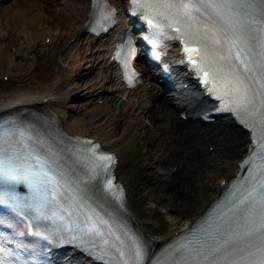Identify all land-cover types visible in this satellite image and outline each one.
<instances>
[{
    "label": "bare ground",
    "instance_id": "1",
    "mask_svg": "<svg viewBox=\"0 0 264 264\" xmlns=\"http://www.w3.org/2000/svg\"><path fill=\"white\" fill-rule=\"evenodd\" d=\"M88 13V0L0 4V75L17 83L10 93H0V114L20 105V110L52 111L67 131L89 135L117 153L116 173L135 222L150 241L161 244L202 214L220 194L222 182H233L248 134L232 123L224 128L233 131L220 124L191 129L157 82L123 90L104 54L107 49L84 30ZM83 71L89 79L73 87V81L86 78ZM110 83L114 87L105 88ZM79 90L94 106L87 111L91 121L85 128L79 127L81 120L66 122L71 109L66 102ZM154 98L159 103L149 109L147 128L142 112ZM96 99L120 111L100 110ZM197 107L194 102L182 111L194 115Z\"/></svg>",
    "mask_w": 264,
    "mask_h": 264
},
{
    "label": "snow or ice",
    "instance_id": "2",
    "mask_svg": "<svg viewBox=\"0 0 264 264\" xmlns=\"http://www.w3.org/2000/svg\"><path fill=\"white\" fill-rule=\"evenodd\" d=\"M132 4L154 30L151 42L157 43V37L163 36L166 28L179 34L174 38L184 42V51L202 73L205 85H210L208 90L216 94L226 110L243 118L260 150L245 162L253 166V171L249 172L251 187L235 204L243 214V224L219 240L210 237L204 241L196 235L178 244L173 255L179 253L180 258L174 264H264V0H132ZM192 53L199 61L192 58ZM129 55H134V49ZM124 66L125 77L131 85L126 60ZM131 76H135V72ZM253 84L258 85L257 91H253ZM13 135L0 131V202L12 203L18 217L27 214L31 221H50L54 227L45 229V239L58 236L64 242L85 247L86 251L96 249L97 258L104 264H143L144 249L137 240L128 237L131 245L126 244L116 234L114 225L90 207L81 213L74 211L75 204L66 206L70 184L59 171L57 162L37 153L26 143H6V138ZM19 135L24 137L25 133L21 131ZM92 159L95 168L100 169L107 168L113 161L110 155L96 156L95 153ZM21 182L32 191L28 203L7 190ZM112 188L109 180L106 191L115 195ZM73 199L81 198L76 195ZM0 224H3L2 219ZM35 235L42 233L37 231ZM108 237L112 238L111 243ZM253 238L259 239V246L240 259L216 258L240 252L242 242L245 248L250 247L247 242ZM2 242L0 235V244ZM17 247L24 245L17 244ZM5 255L12 253L0 246V264H6Z\"/></svg>",
    "mask_w": 264,
    "mask_h": 264
},
{
    "label": "rangeland",
    "instance_id": "3",
    "mask_svg": "<svg viewBox=\"0 0 264 264\" xmlns=\"http://www.w3.org/2000/svg\"><path fill=\"white\" fill-rule=\"evenodd\" d=\"M13 0L9 1L12 2ZM17 1V0H15ZM7 2V3H9ZM99 44H102V42H97V45L99 46ZM84 72V71H83ZM84 77L86 78H82L80 82H78V79L76 81H73V87H76V85H83L84 84V79H89V77L87 76L86 72L83 73ZM86 75V76H85ZM5 78V77H4ZM3 78V79H4ZM2 79V75H0V93H10L14 87L17 85V83L13 82V81H9V82H5V80ZM108 87H111L110 84ZM87 91V90H86ZM79 91H76L75 94L68 99L67 103H66V107L67 108H71V110H67V114H66V121L67 123H75L76 121H80L79 125L82 123L84 125L81 124V126H79L80 128H85V124L88 125V123L91 121V116L87 114V111H89L91 108H93V104H91L89 98L87 97H82V94H79ZM82 92H85V90H82ZM79 95V96H78ZM76 96H78L79 98H76ZM96 107H100V110H109L112 109L113 107L107 108L104 106V104L102 103V100H96ZM77 109V110H76ZM121 109V107H120ZM120 111L118 108L117 109H112V112H118ZM146 115V113H145ZM147 117V116H146ZM122 126V125H121ZM118 127L117 129H115V132H118ZM123 127V126H122Z\"/></svg>",
    "mask_w": 264,
    "mask_h": 264
}]
</instances>
